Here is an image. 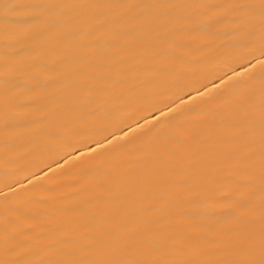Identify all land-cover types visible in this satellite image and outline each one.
I'll list each match as a JSON object with an SVG mask.
<instances>
[{
    "label": "bare ground",
    "instance_id": "1",
    "mask_svg": "<svg viewBox=\"0 0 264 264\" xmlns=\"http://www.w3.org/2000/svg\"><path fill=\"white\" fill-rule=\"evenodd\" d=\"M0 264H264V0H0Z\"/></svg>",
    "mask_w": 264,
    "mask_h": 264
}]
</instances>
